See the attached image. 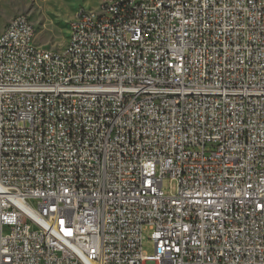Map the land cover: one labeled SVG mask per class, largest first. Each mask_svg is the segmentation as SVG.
Segmentation results:
<instances>
[{"label": "built area", "instance_id": "1", "mask_svg": "<svg viewBox=\"0 0 264 264\" xmlns=\"http://www.w3.org/2000/svg\"><path fill=\"white\" fill-rule=\"evenodd\" d=\"M29 38L0 35V264H264V0H106L71 51Z\"/></svg>", "mask_w": 264, "mask_h": 264}, {"label": "rangeland", "instance_id": "2", "mask_svg": "<svg viewBox=\"0 0 264 264\" xmlns=\"http://www.w3.org/2000/svg\"><path fill=\"white\" fill-rule=\"evenodd\" d=\"M100 0H0V32L12 17L26 15L35 29L34 45L47 51H61L68 38L70 22L80 9L97 10ZM74 13L73 17L71 14ZM164 194L175 193V183L164 180ZM143 250L152 254L149 233L143 234Z\"/></svg>", "mask_w": 264, "mask_h": 264}, {"label": "bare ground", "instance_id": "3", "mask_svg": "<svg viewBox=\"0 0 264 264\" xmlns=\"http://www.w3.org/2000/svg\"><path fill=\"white\" fill-rule=\"evenodd\" d=\"M100 5L97 10H87L84 9L85 11H90V18H97L98 13H103L105 11V3L106 0H100ZM85 11H82V9L78 10L70 22L69 26V32H68V39L67 42L64 46V51H71L73 48V36H74V25H80L81 22L85 21ZM132 12V5H125L124 6V13H131ZM25 19L26 21V26L31 28V37L29 38V47H35L33 45V37L35 33V29L33 24L30 22L29 18L26 15L19 14L14 17H12L4 26L2 32L0 35H5L9 32V29H11V26L15 23V21Z\"/></svg>", "mask_w": 264, "mask_h": 264}, {"label": "crops", "instance_id": "4", "mask_svg": "<svg viewBox=\"0 0 264 264\" xmlns=\"http://www.w3.org/2000/svg\"><path fill=\"white\" fill-rule=\"evenodd\" d=\"M97 9H98V8H97ZM73 15H74V13L71 14V17H73ZM73 18H74V17H73ZM8 21H9V20H8ZM6 23H7V22H6ZM5 25H6V24H5ZM5 25H4V26H5ZM3 28H4V27H3ZM3 28H2V30H3ZM2 30H1V32H2ZM1 32H0V33H1ZM68 32H69V30H68ZM34 35H35V34H34ZM67 39H68V38H67V36H66L65 42H67ZM33 41H34V37H33ZM33 45H34V43H33ZM34 46H35V45H34ZM35 47H36V46H35Z\"/></svg>", "mask_w": 264, "mask_h": 264}]
</instances>
